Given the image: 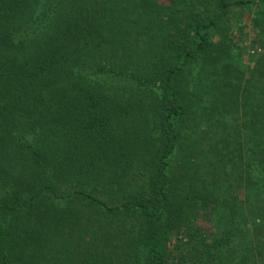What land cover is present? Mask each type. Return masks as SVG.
Returning a JSON list of instances; mask_svg holds the SVG:
<instances>
[{
    "label": "trees",
    "instance_id": "16d2710c",
    "mask_svg": "<svg viewBox=\"0 0 264 264\" xmlns=\"http://www.w3.org/2000/svg\"><path fill=\"white\" fill-rule=\"evenodd\" d=\"M253 1L0 0V264H264Z\"/></svg>",
    "mask_w": 264,
    "mask_h": 264
},
{
    "label": "rangeland",
    "instance_id": "374dc122",
    "mask_svg": "<svg viewBox=\"0 0 264 264\" xmlns=\"http://www.w3.org/2000/svg\"><path fill=\"white\" fill-rule=\"evenodd\" d=\"M255 1L260 2L254 0L246 5H235L227 14V22L230 25L229 35L234 41L233 53L236 58H241L245 66L252 65L253 56L264 49V40L261 37L264 20L261 23L255 20L257 17L254 12ZM260 5L264 7V0H261Z\"/></svg>",
    "mask_w": 264,
    "mask_h": 264
}]
</instances>
